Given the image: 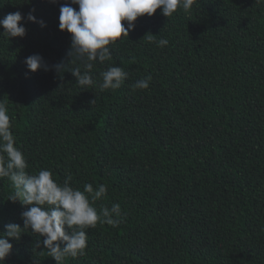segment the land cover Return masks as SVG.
<instances>
[{"label": "trees", "instance_id": "trees-1", "mask_svg": "<svg viewBox=\"0 0 264 264\" xmlns=\"http://www.w3.org/2000/svg\"><path fill=\"white\" fill-rule=\"evenodd\" d=\"M65 5L79 12L71 0H0V21L19 12L26 29L0 34V103L26 173L50 171L60 186L71 175L81 192L104 185L91 206L121 209L118 226L85 229V254L63 264H264V0H196L187 13L138 18L109 45L112 59L93 63L91 88L71 74L85 68L59 29ZM33 55L49 70L30 72ZM111 67L127 79L101 91ZM148 76V89L132 90ZM14 191L0 178V238L24 228ZM8 242L0 264H56L31 230Z\"/></svg>", "mask_w": 264, "mask_h": 264}, {"label": "clouds", "instance_id": "clouds-1", "mask_svg": "<svg viewBox=\"0 0 264 264\" xmlns=\"http://www.w3.org/2000/svg\"><path fill=\"white\" fill-rule=\"evenodd\" d=\"M56 3L57 0H49ZM262 2V0H256ZM72 4L79 5V12L67 5L60 8L59 29L66 31L72 37L71 51L68 53L74 60L84 61L85 72L79 68L71 70L80 88H91L93 79L88 74L97 60L100 63L112 59L109 45L122 37H129V31L134 30L135 22L141 17H152L158 9H163L162 15L170 18L178 8L185 13L189 12L196 0H71ZM23 20L21 13L8 14L2 21L5 37L24 38L26 29L20 24ZM28 20L35 23V17L28 15ZM127 21V28L124 22ZM45 26L43 21L39 22ZM144 39L154 42L152 34H147ZM167 45L166 40H160L159 47ZM30 72L36 73L41 68L49 70L42 57L33 55L25 60ZM57 65V71L61 69ZM103 83L100 90H116L121 87L127 74L120 67H111L101 74ZM151 76L138 81L132 90H146L149 87ZM92 105L95 100L91 102ZM10 118L7 107L0 103V178L10 179L15 191L8 200L28 208L22 213L24 228L17 224L6 226L5 238H0V261L5 260L12 251L13 245L9 239L19 240L23 232H31L43 238V247L56 264H63L66 257L73 259L83 256L87 247L85 229L95 228L98 223L116 227L121 216L119 205H113L109 210L101 208L99 214L91 205L107 195V188L100 185L94 191L91 184L84 185V191L74 190L69 186L72 177L67 176L63 186L58 185L52 178V173L47 170L40 171L37 175L26 173L27 163L24 155L15 147V140L10 131ZM91 196V201L88 196ZM67 229V230H66ZM36 248L41 247L37 242Z\"/></svg>", "mask_w": 264, "mask_h": 264}]
</instances>
